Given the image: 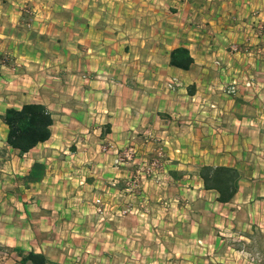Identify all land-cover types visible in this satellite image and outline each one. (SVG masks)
<instances>
[{
    "label": "crops",
    "instance_id": "1",
    "mask_svg": "<svg viewBox=\"0 0 264 264\" xmlns=\"http://www.w3.org/2000/svg\"><path fill=\"white\" fill-rule=\"evenodd\" d=\"M254 20L264 25V0H0V115L35 103L53 119L50 138L23 155L0 120V264L30 253L53 264L264 263ZM177 48L188 70L170 65ZM130 145L134 160L114 166ZM157 155L160 175L145 180L137 170ZM202 166L239 172L230 202L204 189Z\"/></svg>",
    "mask_w": 264,
    "mask_h": 264
},
{
    "label": "trees",
    "instance_id": "2",
    "mask_svg": "<svg viewBox=\"0 0 264 264\" xmlns=\"http://www.w3.org/2000/svg\"><path fill=\"white\" fill-rule=\"evenodd\" d=\"M169 63L173 67L188 70L193 60L185 48H177L171 52ZM0 120L7 127L6 146L20 155L44 143L51 135L52 115L41 104H25L18 110L7 109L0 115ZM197 175L205 190L217 194L216 201L219 203L230 202L237 192L240 175L234 168L202 166ZM38 176L30 170L27 178L37 180ZM21 263L53 264L43 255L33 253L23 257Z\"/></svg>",
    "mask_w": 264,
    "mask_h": 264
},
{
    "label": "built area",
    "instance_id": "3",
    "mask_svg": "<svg viewBox=\"0 0 264 264\" xmlns=\"http://www.w3.org/2000/svg\"><path fill=\"white\" fill-rule=\"evenodd\" d=\"M186 2H191L192 0H185ZM251 30L253 33V36L257 39L260 40V44H262L263 46H261L260 49L256 50V53H258V55L260 54H264V41H263V37H264V25L261 21L258 20H254L251 23ZM249 45H245V47L243 48V46H239V45H231V50L234 53H250L251 50H249ZM3 62H7V59H4ZM243 86L245 88H251L252 87V82L250 81H246L243 83ZM239 89V84L237 81H232L231 84H228L227 86L224 87V92L226 95L229 96H234L237 91ZM209 108L211 109V111H215L216 108L214 106H209ZM105 149V148H104ZM136 156V148L133 145L127 146L119 151H116L114 154V159H113V164L114 166H122L132 160H134V157ZM162 169V160H161V156L157 155L153 158H151L149 161H147L146 163H144L141 168H139V170H137L140 175L143 178H157L160 175V171ZM138 180L134 179V181L131 183V187L132 189H136L138 186ZM103 204L101 202V200L97 199L95 201V212L97 214H103ZM128 213V210H124L121 212L122 215Z\"/></svg>",
    "mask_w": 264,
    "mask_h": 264
},
{
    "label": "rangeland",
    "instance_id": "4",
    "mask_svg": "<svg viewBox=\"0 0 264 264\" xmlns=\"http://www.w3.org/2000/svg\"><path fill=\"white\" fill-rule=\"evenodd\" d=\"M70 135H72V132H70L69 133ZM65 139H66V142L64 143V144H66V147H64V150H66V149H69V151H67L66 152V154L67 155H70L71 153V149L70 148H72V139H70L69 137H67V136H65L64 137ZM121 150V149H120ZM119 151V150H118ZM36 154V156H40L41 155V152H37V153H35ZM60 154H62V152H60ZM35 156V155H34ZM33 157V156H32ZM145 180H148V179H150V180H156L157 178H144ZM137 189V188H136ZM100 200V199H99ZM66 209L67 210H70V211H72V210H75L76 209V207L77 206H75L74 205V203L73 202H68V203H66ZM124 210V209H123ZM73 212V211H72ZM128 214V213H127ZM126 214V215H127ZM125 215V216H126ZM122 216H124V215H122L121 213H120V211H119V214L117 215V217H122ZM255 246L259 249L260 247H262V246H264V244H263V242L261 241V240H259V239H257V242H256V244H255ZM204 258V257H203ZM202 261H205L204 259H202ZM200 262V261H199ZM198 264H204V263H198ZM205 264H213V263H211L210 261H207ZM257 264H264L262 261H257Z\"/></svg>",
    "mask_w": 264,
    "mask_h": 264
}]
</instances>
